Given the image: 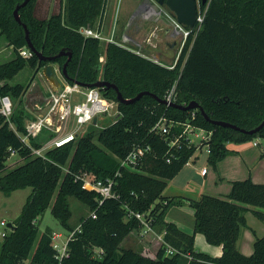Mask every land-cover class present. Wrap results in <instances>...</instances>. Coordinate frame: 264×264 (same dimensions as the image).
Instances as JSON below:
<instances>
[{"label": "trees", "instance_id": "1", "mask_svg": "<svg viewBox=\"0 0 264 264\" xmlns=\"http://www.w3.org/2000/svg\"><path fill=\"white\" fill-rule=\"evenodd\" d=\"M24 0H0V29L13 46L14 56L0 63V81L13 78L29 64L36 73L49 63L62 69L67 64L66 81L94 83L100 79L117 85L126 98L148 90L132 103L118 101L117 90H102L106 98L118 102L121 116L95 132L82 131L69 141L36 154L54 136L42 129L27 144L12 128L26 132V121L34 115L24 105L27 86L22 83L0 84V94H9L15 102L8 119L0 114V191L31 187L13 227L0 244V264H58L52 241L53 229L40 234L39 219L51 211L68 229L74 196L88 205L96 215L82 218V228L70 240L71 256L65 264H264V235L257 236L254 251L246 255L237 241L247 224L246 212L252 210L264 220V182L252 177L232 181L225 196L203 194L200 198H177L164 195L169 181L191 160L198 159V148L181 137V146L171 147L169 140L183 129L180 123L165 136L153 129L163 115L180 122H191L211 131L207 161L213 167L231 150L229 142L260 139L264 145V126L254 133L215 124L201 108L182 109L156 99L166 98L174 88L173 100L187 104L196 100L212 119H220L251 129L264 120V0H210L199 31L187 36L173 63L159 62L145 52H138L118 41H103L84 35L79 28H100L99 21L106 0H61L59 10L49 16L36 14L37 1L20 7V23L14 15ZM207 4H202L204 9ZM46 56L21 54L28 39ZM101 56L104 60L101 61ZM175 63L173 68L169 67ZM136 146H149L134 165L122 160ZM23 162L7 169L12 152ZM264 155V152L262 153ZM114 179L115 196L103 198L101 191L85 182ZM188 203L195 210V230L187 232L166 220L170 206ZM151 212L154 228L164 232L165 242L155 254L126 244L142 223L134 212ZM202 232L213 245H222L223 253L214 256L195 249V233ZM176 249L167 253V245Z\"/></svg>", "mask_w": 264, "mask_h": 264}, {"label": "built area", "instance_id": "2", "mask_svg": "<svg viewBox=\"0 0 264 264\" xmlns=\"http://www.w3.org/2000/svg\"><path fill=\"white\" fill-rule=\"evenodd\" d=\"M209 2L204 9L202 8L201 3H199L197 23L193 28L184 27L182 24L176 21L177 28L183 32L184 42L192 30L199 31L201 28ZM145 5V3L141 4V6ZM99 29L100 28H92L90 26H81L79 28V30L86 36H95L102 39L104 37L102 36V32ZM109 40L115 41L113 39V34ZM124 41H130V37L125 35ZM137 51L140 52L139 49H137ZM33 53L34 52L30 49V47H28V45L21 49V54L25 57H29ZM100 59L103 61L104 57L101 56ZM153 59L155 60V58ZM157 60L161 62L159 59ZM174 66L175 63L169 65L171 68ZM39 73L42 75L41 70ZM173 95L174 88L169 92L166 98L169 101H174ZM13 110L14 101L12 97L9 94H0V114L10 119ZM118 113H120L118 102L106 98L99 87H86L77 81H64L61 91H54L50 89L49 96L46 98L43 104L38 105L34 117L27 119L25 133H21L19 130H17L13 123H11V126L15 132L21 135L23 140L29 145L31 144V136H35L42 129H48L54 132V136L47 140V142H45L41 147H33L34 153L44 155L45 151L49 148L61 145L72 139L74 136H77L81 131H84L87 124L93 123L94 116H97L98 118L102 116L113 118ZM97 122H99V120ZM180 123L183 125V129L181 132L175 133L173 136H171L169 140L171 147L174 145L181 146V137H184L189 144L197 145L198 148H200V151H202L204 146H208L206 142L210 140L212 132L191 122H180L163 115L156 122L153 129L161 134H164L168 138V134H171L173 128ZM253 143L257 145L258 141L255 140ZM148 149L149 146H136L122 160V164H136L138 160L148 151ZM12 154H15V152L13 151ZM207 170L208 168L204 167L202 173L205 174ZM85 182L101 191L103 198L100 200V203L104 198L115 196V193L113 192V178L103 180L92 179L91 177L86 176ZM134 214L142 223L141 229L138 230V234L141 237H149L151 234H154V237H156L154 241L155 245L160 247L165 242L164 232H158L154 228L155 218L151 215V212L137 211L134 212ZM89 215L95 216L96 213L95 211H91ZM81 228L82 222H80L77 227L68 229V234L66 236L62 232L53 230L52 241L55 248V258L57 259L58 264H65V260L70 258V240L74 237L77 231L81 230ZM6 233L7 231L2 232L0 238H4ZM175 251L176 249L174 247L169 244L167 245L168 254H172Z\"/></svg>", "mask_w": 264, "mask_h": 264}, {"label": "crops", "instance_id": "3", "mask_svg": "<svg viewBox=\"0 0 264 264\" xmlns=\"http://www.w3.org/2000/svg\"><path fill=\"white\" fill-rule=\"evenodd\" d=\"M143 0H140L135 10L131 9L129 6H126L125 13L122 14L119 8H112L110 4H107L102 18L99 23L101 28L105 25L106 19H114L112 27L110 28L111 34L113 35H122V41H124V36L128 35L130 37V44H134V49H139L137 47H143L145 54L151 56L152 58L167 59L168 63H173L177 58V52L180 46L183 45L184 36L183 32L177 28L176 20L173 15L165 11H161V7H158L154 4H149L141 6L140 4ZM147 25H150V33L145 36L143 33L144 29H147ZM176 32V33H174ZM180 35L182 38L181 43H175L174 34ZM159 34V35H158ZM145 36V37H144ZM123 43V42H122ZM173 43V44H171ZM125 44V43H124ZM137 46V47H135ZM140 50V49H139ZM164 62V61H163ZM167 63V62H166ZM57 67V64H54ZM60 73V71H59ZM62 75V74H61ZM61 80L66 81V79L60 76ZM48 84V83H47ZM49 85V84H48ZM30 96L24 101V105L27 110H29L33 115L36 113L38 105L43 104L46 98L49 96L51 86L48 87V94L44 90L39 89L37 86H33ZM28 91V89H27ZM26 91V93H27ZM37 93V94H36ZM25 99V95H24ZM262 139L260 143L254 146H262ZM249 144L246 142L237 143L229 142L228 147L233 150L229 153L224 159H222L216 167H214V179L212 183L214 184L213 189H208V181L198 183L193 180L191 170H188L191 165L188 162L182 170L172 178L167 187H171L170 192H165L166 196H176L177 198H200L203 194H210L215 196H225L229 193L232 181L238 179H245L247 176L252 177L255 182H264V155L261 151H257L254 154L248 152ZM264 151V150H262ZM210 169L204 174L207 176ZM237 174H245V178L239 177ZM179 177V178H177ZM177 179V180H176ZM193 182V190L188 189V185ZM227 182L229 189L222 192L220 186ZM166 189V188H165ZM179 208H192V210H182V215H178L174 212L175 209ZM166 220L175 222L181 229L187 232H193L195 230V210L188 203L179 202L169 207L166 214ZM247 224L242 227L237 246L238 249L246 255H250L254 251V242L257 236L264 235V220L259 219L252 210L246 212ZM202 232L197 231L195 233V249L199 251H204L210 253L214 256H220L223 253L222 245H213L206 240L204 235L205 244L204 247L198 248L197 237L201 235ZM151 239L154 242L156 237L154 234H151ZM149 236V237H150ZM132 235L129 236L131 238ZM147 237H144L145 240ZM144 241V240H143ZM144 248V247H143ZM155 250L152 251L154 254L159 249V246H154ZM148 248H144L146 250ZM150 249V248H149Z\"/></svg>", "mask_w": 264, "mask_h": 264}, {"label": "rangeland", "instance_id": "4", "mask_svg": "<svg viewBox=\"0 0 264 264\" xmlns=\"http://www.w3.org/2000/svg\"><path fill=\"white\" fill-rule=\"evenodd\" d=\"M139 1L140 0H106L105 5L107 6V4H110L111 7L114 9L119 8L121 13L124 14L126 11V9H125L126 6H129L131 9L133 8V10H135ZM37 3H38V5H37L36 14L39 17L49 16L52 12L59 10V8L61 6V0H38ZM106 6H105V8H106ZM113 22H114V19L107 18L103 28H101V25H100L99 30H101L102 36L104 37V38H102L103 41H108L109 38L112 36L110 28L112 27L111 25ZM146 28L147 29H144V31H143L145 36L147 34H149L151 31L150 25H147ZM122 38H123L122 35H119V36L113 35L114 40H116L120 43L123 42L128 46L134 47V44L131 45L130 44L131 42L122 41ZM135 47H137V46H135ZM182 47L183 46H180V48L177 52V57L179 56V53L181 52ZM137 48H139L140 50H144L143 47H137ZM13 56H14L13 46L10 44V41L7 39V37L4 34H1V29H0V63L11 59ZM161 60L168 63L167 59L162 58ZM57 67L59 68L58 65H57ZM58 74H59V77L62 76L61 73H58ZM4 83H9V84L22 83V84L26 85L28 91L26 90L27 93L24 94L25 95L24 101L30 96V94L33 90L32 88H34L33 86H37L39 89L44 90L45 93H47V94L49 92L48 91L49 85L47 84V80L40 73H36L35 70L29 64H27L22 70H20L13 78L4 79V80L0 81V84H4ZM16 103H17V98L15 99L14 104H16ZM91 124L92 123L87 124L84 131L91 130L92 129ZM101 127H102L101 121L97 122V126H95V132L99 131V129ZM254 141L255 140L246 142L249 144L248 146H250L248 148V152L250 154H254L257 151H261L263 153L264 151H262V150H264V145L262 144V146H258V147L254 146V144H253ZM197 154L199 156L198 159L196 161H193V160L190 161L191 165L188 167L189 168L188 170H191L193 180H195L198 183H202V184L205 181L206 182L208 181L209 182L208 186H207L208 189H213L214 184L212 183V179H214V172L213 171H215V169L207 161V157L209 154V147L204 146L202 151H198ZM20 162H23V159L21 158L19 153L11 154L10 157L6 161L7 166H8L7 169L12 168V166H15L16 164H18ZM262 164H264V161L262 162ZM204 167L210 169L209 174L207 176H204V174L202 173V170ZM237 175L239 177L244 176V178H245V174H237ZM177 178H179V177H177ZM193 184L194 183L191 182L190 185H188V189L191 191L194 189ZM226 184H227V182L220 186L222 192H225V191H227V189H229ZM170 189H171V187H166V189L164 191L170 192L171 191ZM31 190H32L31 187L20 188V189L14 190L9 195L6 194L4 191H0V235L2 232H5V231L9 232L10 231L11 227L8 226V223L12 222L14 224V221L17 218V216L20 214L22 207L26 201V198L29 195V193L31 192ZM69 200H70L71 208H72V217L70 218V224L73 228H75L82 221V218H84L85 216H88L90 214V208L88 205L84 204L81 200L77 199L74 196L69 197ZM182 210H190L191 211L192 208H186V209L179 208V209H175L174 212L178 215H182V212H183ZM2 221H4V222H2ZM39 226H40V234L47 227H51L53 230L62 232L65 234V236L68 234V228H66L61 223V221L53 215V213L51 211V207H49L45 211L43 216L40 217ZM131 235H132V237L129 238L128 241H126L127 245L133 244L140 250L141 249L144 250V248L146 247V248H148L146 250H148L149 253L151 252L152 254H154L152 251L155 250L154 246L156 247V245H155V242L152 241L151 236L147 237L146 238L147 240H145L144 237H141L137 231L132 232ZM2 240H3V238H0V244L2 243ZM205 242L206 241L204 239V234L201 233L200 237L199 236L197 237L198 248L202 249V247H204ZM150 250H152V251H150ZM29 260L30 259L27 258V260L25 261V264H29Z\"/></svg>", "mask_w": 264, "mask_h": 264}, {"label": "water", "instance_id": "5", "mask_svg": "<svg viewBox=\"0 0 264 264\" xmlns=\"http://www.w3.org/2000/svg\"><path fill=\"white\" fill-rule=\"evenodd\" d=\"M145 1V0H143ZM151 4L162 6V4L165 2L166 6L168 7V9L173 13V16L175 17V20L182 24L184 27L187 28H193L195 26V24L197 23V16H198V11H199V0H160L158 2H155V0H148ZM29 2V0H24L22 3L18 4L14 10V15L15 18L22 23L20 14H19V9L20 7L24 6L25 4H27ZM209 2V0H200L201 5L202 4H207ZM25 29H26V36L28 39V47H30V49L38 54L40 56V59H44V60H50L53 59L55 56H46L43 55L41 51H39L31 42L30 40V31L27 27V25L25 23H23ZM66 54L68 55V59L66 60V62L64 63L62 69L58 70L54 64L49 63L46 64L42 69V76L47 80V83L51 86V89L54 91H61L62 87H63V81L61 80V78L59 77V71L60 73L63 75V77L65 79L68 78V73H67V64L70 61V59L72 58V51H65L62 50L60 53L57 54V56ZM156 61H158L155 58ZM86 87H99V89L102 91L104 89H109L110 87L115 88L117 90V98L119 102L122 103H132L137 101L138 99H140L144 94H149L151 93L148 90H143L140 91L136 96L130 97V98H126L124 97V95L121 93V91H119L118 87L116 84L111 83L107 80L104 79H100L94 83H80ZM153 96L156 97L157 100H159L160 102L167 104V105H172V106H176L182 109H192V108H201L203 114L205 115V117L209 120H211L213 123L215 124H220L223 126H229V127H233L236 128L238 130H241L243 132H248V133H254L257 132L258 130H260L263 126H264V120L256 127L251 128V129H247L241 126H238L235 123L229 122V121H225V120H220V119H212L210 118V116L205 112L204 108L200 105V103L196 100H192L187 104H178L175 101H169L167 98H159L156 94H152ZM121 116V113L116 114L113 118L112 117H97L94 116L93 118V124H96L97 121H101V123L103 125L109 124L113 121L118 120V118ZM13 223L9 222L8 226L9 227H13Z\"/></svg>", "mask_w": 264, "mask_h": 264}, {"label": "flooded vegetation", "instance_id": "6", "mask_svg": "<svg viewBox=\"0 0 264 264\" xmlns=\"http://www.w3.org/2000/svg\"><path fill=\"white\" fill-rule=\"evenodd\" d=\"M158 1H160V0H155V2H158ZM164 1H166V0H164ZM144 3L146 5H148V3L150 4V2L148 0L143 1L141 4H144ZM199 3H200V0H199ZM159 7H161V11L160 12L165 11V12L170 13L171 15H173V13L166 6V3L165 2L162 4V6H159ZM174 33H176V32H174ZM174 36H175L174 37L175 43H178V42L181 43L182 42V38H180V35H178V33L177 34H174ZM171 44H173V43H171Z\"/></svg>", "mask_w": 264, "mask_h": 264}]
</instances>
